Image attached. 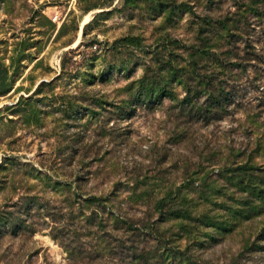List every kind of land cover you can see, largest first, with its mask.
I'll return each mask as SVG.
<instances>
[{"label": "rangeland", "instance_id": "1", "mask_svg": "<svg viewBox=\"0 0 264 264\" xmlns=\"http://www.w3.org/2000/svg\"><path fill=\"white\" fill-rule=\"evenodd\" d=\"M160 2L0 0V264H156L166 246L165 264H264V249H246L264 230V194L248 189L264 190V0ZM205 19L237 26L217 34L212 54L232 56L221 71L214 57L190 69ZM71 50L79 72L98 78L95 100L118 104L145 70L175 96L129 120L110 113L108 129L91 100L23 101L15 114L21 96L62 73ZM163 68L176 75L157 77ZM202 68L214 71L211 86H199ZM80 82L59 77L56 92ZM186 86H199L198 105L182 104ZM209 92L224 94L220 113ZM33 106L42 127H28ZM178 190L187 217L171 201L164 220L151 212ZM119 202L132 227L117 220ZM151 216L160 241L146 223L136 231Z\"/></svg>", "mask_w": 264, "mask_h": 264}, {"label": "trees", "instance_id": "2", "mask_svg": "<svg viewBox=\"0 0 264 264\" xmlns=\"http://www.w3.org/2000/svg\"><path fill=\"white\" fill-rule=\"evenodd\" d=\"M130 2L132 0H124V2ZM159 2V4H161L160 0H156ZM248 13V12H245ZM88 25L85 26V29H88ZM209 27V28H208ZM232 27L237 28V26L234 24L233 26H229L225 25L224 22L222 20H218V27H217V22L213 19H205L203 20V23L201 24V28L198 30L199 34H198V41L200 46L198 47H194L193 51H190L189 57L191 59V66L190 69L194 70L195 68H198L200 64H208V63H213L214 60L216 62V67L218 68L219 71L222 70V66L224 63V59L223 56H226V58H231L232 56L230 55L231 53L227 52L225 54L222 53V55H217V54H212L213 52V46H215V40L217 37V34H219L220 31H224L225 33H227V36L231 33L232 30H234ZM239 27V26H238ZM97 44V41L95 39H93L89 44H81L77 47V50L80 49L83 45L89 49H93ZM76 50H71L70 52H67L65 54V56L62 59V63H61V71L62 73L55 78L54 80H52L51 82H41L39 85H37L36 87H34V90H30L29 92V96L27 98H24L23 96L20 97V99L18 100V102L14 105H12L11 109H13L12 111L16 114L20 111V108L22 106L23 101L26 102H32L33 100H36L37 102H42V101H55L60 99H69V100H73L76 103V100H81L83 102H90L91 101H95L97 102L99 108H98V112L96 110L95 106L89 105V113L91 114H102L103 115V127H105V129H108L110 122L108 120L109 114L112 113L114 115H116L117 117H119L121 120H129L131 118H133L137 112V109H139L140 107L143 108H150L151 106H154L156 104H159L162 102L163 99L169 97L172 98V96H175V92L170 88V85H166V86H162L159 83H153L150 80V77L148 75V70H145V74L144 76L139 79L138 81L124 87L121 91L122 93H125V95L127 97H125V99L121 100L118 104H114L110 101H108L107 96L106 95H102V98H99L98 100H95V94H93V92L91 90H89V88L93 87V85H96V82L98 81L97 76L91 73H87L86 74H81L79 72L80 67H77V63L74 62L73 60V54L75 53ZM255 51V50H254ZM253 53L252 51L248 54V61H253L254 57L251 54ZM210 57H214V60H212ZM148 69V68H147ZM75 70H78L75 74H73V72H75ZM202 71H205L207 77H204V80L207 81V83L202 82L199 86H206L209 85L211 86L213 84V82L215 81V76H214V71L208 70L206 68H202ZM163 74H165L164 78H171L174 77V75H176V72H173L172 69L168 70L163 68L160 69V74L155 75L157 77L162 76ZM3 67L1 65V61H0V93L3 92L4 90V85H3ZM64 75H68V77L73 78L75 80L79 79V75H81V82L78 84H76V87H73L76 90H73L72 87L69 88L70 90H67L66 92H63L62 95L57 93V87L55 84L56 79H58L59 77H63ZM110 76L109 71L106 72L105 74H101V77L99 78V80L103 83L107 80V77ZM200 83V81H198ZM84 83V84H82ZM81 87H79V86ZM199 86L196 87L195 90L192 89V87L190 86H186V90H185V96L184 98L181 100L182 104H196L198 105L197 101L200 100V95L201 92L199 91ZM68 89V88H66ZM79 90V91H77ZM211 97V99L209 100L210 102H212L213 100V105L211 107H214V109H217V113H220L223 109H224V104L222 103L223 100L225 99L224 94L222 92L219 93H212L209 92V94ZM38 96H41L40 98H37ZM58 98V99H57ZM91 103V102H90ZM197 107V106H196ZM74 106L70 108V110L75 111L74 110ZM201 109H203L201 107ZM2 111V108H0V112ZM32 113V115L34 116V120L31 122V124H28V127H35V125H43V117H41V112L39 110H37V108H35V106L30 107L28 113ZM67 114V112H65ZM42 115H45V112L42 113ZM105 115V116H104ZM111 129V128H109ZM82 163H85L84 161H82ZM250 193H257L258 195H261V193L264 194V190L263 189H258V192H256L257 190L253 189L252 186L248 187ZM257 189V188H256ZM175 193V192H174ZM171 194L170 196L164 195V196H160L158 198L155 199L154 202V206L152 208L153 213L157 212L159 213L161 216H163V220L164 217L166 216V208H167V204L169 201L171 202H175V207L177 208V214L176 216L178 217V215H180L181 217H187L184 213H182L183 211L180 210V205L179 202L182 200L181 198V194L180 191L178 190L177 193L175 194ZM75 196H77V194H75ZM172 197V198H169ZM264 199V196H262ZM137 198V203L140 200L139 197ZM250 202H253V200L251 198H249ZM261 203V202H260ZM262 204V203H261ZM113 209V208H111ZM115 209L119 212V216L118 217V221L122 222L123 224L127 225V226H131L132 227V222H130L128 220V218L125 217V215L127 214L125 212V208L123 207V204L121 202H119L116 206ZM250 211H247V215L244 217H247V219L250 218V215H248ZM240 213L238 215H236V217H240ZM246 213V212H245ZM154 215V214H153ZM147 219V218H146ZM141 219L138 221L137 225H138V229H136V231L138 232L139 230L141 231V229H144L145 226L140 227V224H145L146 223V227H148L150 229V231L154 232V234L157 236V241H160V236H158V231H155L157 228V222L156 220L153 219V216H151L150 220H146ZM140 223V224H139ZM152 223V225H151ZM232 225V223L230 224ZM159 226V224H158ZM139 231V232H140ZM162 237V236H161ZM257 241L254 242L253 244H251L250 246H248L246 249L248 251L251 252H258V249L263 250L264 249V230H262L260 233H258V235L255 238ZM156 241V242H157ZM165 246V245H164ZM167 246L163 247L162 252L160 253V258L162 260L158 261L156 264H165V260L168 258V254H169V250L167 251ZM156 251L158 249H155ZM161 250V249H160ZM137 249H135V253H137ZM144 252H146L144 250ZM143 252V253H144ZM148 255H150V253H148ZM138 257V256H137ZM141 257L145 258V255H142ZM147 257V256H146ZM148 258V257H147ZM164 261V262H163ZM160 262V263H159ZM149 263L148 261H146V264ZM231 264H236L235 261H233Z\"/></svg>", "mask_w": 264, "mask_h": 264}, {"label": "built area", "instance_id": "3", "mask_svg": "<svg viewBox=\"0 0 264 264\" xmlns=\"http://www.w3.org/2000/svg\"><path fill=\"white\" fill-rule=\"evenodd\" d=\"M57 19V17L55 18V20Z\"/></svg>", "mask_w": 264, "mask_h": 264}]
</instances>
